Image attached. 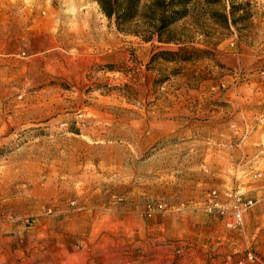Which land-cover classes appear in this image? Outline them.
<instances>
[{"label":"rangeland","instance_id":"374dc122","mask_svg":"<svg viewBox=\"0 0 264 264\" xmlns=\"http://www.w3.org/2000/svg\"><path fill=\"white\" fill-rule=\"evenodd\" d=\"M173 30L0 0V264H264V0Z\"/></svg>","mask_w":264,"mask_h":264},{"label":"trees","instance_id":"16d2710c","mask_svg":"<svg viewBox=\"0 0 264 264\" xmlns=\"http://www.w3.org/2000/svg\"><path fill=\"white\" fill-rule=\"evenodd\" d=\"M102 15L124 34L155 40L159 44H177L173 26L189 16L195 3L213 6L219 0H93ZM232 7V6H231ZM227 24V16L222 14ZM173 60V59H172Z\"/></svg>","mask_w":264,"mask_h":264},{"label":"built area","instance_id":"2783aa9c","mask_svg":"<svg viewBox=\"0 0 264 264\" xmlns=\"http://www.w3.org/2000/svg\"><path fill=\"white\" fill-rule=\"evenodd\" d=\"M251 205V202L250 201H248V202H246V203H244V208H247L248 206H250ZM235 208V207H234ZM235 215L236 216H239L240 215V210H238V211H236L235 212Z\"/></svg>","mask_w":264,"mask_h":264}]
</instances>
